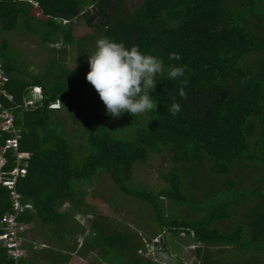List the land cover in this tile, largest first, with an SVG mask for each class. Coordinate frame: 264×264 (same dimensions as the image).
Segmentation results:
<instances>
[{
    "label": "trees",
    "instance_id": "obj_1",
    "mask_svg": "<svg viewBox=\"0 0 264 264\" xmlns=\"http://www.w3.org/2000/svg\"><path fill=\"white\" fill-rule=\"evenodd\" d=\"M80 16L92 35H75ZM0 29L38 35L46 48L59 44L64 53L76 45L92 54L97 39L106 36L163 61L149 92L157 108L124 113L120 128L113 119H99L106 111L99 97H87L94 88L86 80L90 69L83 53L72 65L55 55L34 72L7 39L0 41L8 76L2 86L7 95L0 97L15 116L18 150L28 153L19 163L18 152L3 151L13 132L2 128L0 117V233L3 216L14 212L15 190L22 204H32L18 219L39 221L58 235L60 249H44L52 261L70 260L81 236L79 254L94 253L90 264H159L138 252L144 247L140 234L89 206L87 190L105 173L122 194L149 205L162 232L187 233L202 244L195 264H264V1L142 0L131 7L127 0H0ZM174 52L180 60L169 58ZM181 65L187 66L186 100L178 95L183 78L168 77L170 66ZM35 85L42 96L25 105ZM172 97L181 105L175 116ZM54 102L59 107H51ZM68 106L74 111L62 115ZM88 108L76 145L65 118ZM165 153L173 162L162 173L167 188L135 185L136 165ZM18 164L26 172L9 187L2 179ZM81 212H90L87 225L75 220ZM232 221V227L225 225ZM26 242L27 254L18 259L0 242V264H35L27 255L39 251Z\"/></svg>",
    "mask_w": 264,
    "mask_h": 264
},
{
    "label": "rangeland",
    "instance_id": "obj_2",
    "mask_svg": "<svg viewBox=\"0 0 264 264\" xmlns=\"http://www.w3.org/2000/svg\"><path fill=\"white\" fill-rule=\"evenodd\" d=\"M129 6L135 7L141 3L142 0H127ZM264 1V0H262ZM74 33L77 37H82L85 35H92L94 31L86 23V21L80 16L75 20ZM7 39L10 44V49L18 53V57L25 59V61L30 63V69L34 72H42L50 59L56 58L66 61L68 64H73L77 59L78 55L82 53L88 58L91 55L90 51L85 50L80 53L77 46L68 47L67 53L62 52L61 48L59 50V44L49 46L46 48L43 44L42 38L38 35L30 36L27 32L23 30H3L0 29V41ZM85 73L86 71H82ZM88 72V71H87ZM86 72V73H87ZM85 73V74H86ZM80 85H88L87 82H80ZM84 87L82 89H84ZM88 98L95 99L99 97L98 93L93 89L89 94ZM58 105L52 106L57 108ZM63 106L60 103V107ZM63 108V107H62ZM67 110L72 113L74 111L73 106H68L62 115H66ZM90 109H86L79 116L73 118L71 115H67L65 118V127L67 130V135L71 137L74 144L78 145L81 140V133L77 130L82 122H87V115L90 113ZM105 112L99 113V119L104 117L113 119L107 115ZM116 127H122V118L113 119ZM74 148H77L74 145ZM0 162H2V157H0ZM171 154L165 153L163 155L152 154L151 157L145 163H138L135 167L134 180L133 183L138 187H148L152 190L166 189L167 182L162 177V173L167 172V170L172 166ZM211 176L213 174L211 173ZM87 190V202L90 207L94 210L104 214L110 220H112L116 225L129 229L140 234V238L144 243V247L140 248L138 252L141 255L147 256L154 263L159 264H180L183 261L187 264L197 263V257L195 255V249L198 245H202L189 236L187 233H181L180 235H173L171 231L167 229L164 232L157 226L155 221V216L152 209L148 204L137 200L131 196L122 194L119 189L113 185L112 180L107 174L102 173L99 175V179ZM86 198V197H85ZM167 205L173 204L165 199ZM68 209V203H66L62 210ZM92 213V211H90ZM90 212L87 214L85 212L78 213L75 216V220L80 225H87L89 220ZM236 215V214H235ZM238 215V214H237ZM234 222H229L225 224L226 226L232 227ZM26 234H24L25 246L27 240L30 242V247L34 250H38L39 253L34 252L29 249L28 257L33 258L35 264H90L94 259V253L84 254L86 256L80 255L78 246L83 241V238L79 236V245L74 247V254L72 258L68 261H52L46 255L48 251L44 250L54 248L60 249L58 243V235L54 233V229L50 226L43 225L39 221L32 222L28 225ZM53 237L51 238V236ZM67 236V235H66ZM69 241L72 245H75V239L69 237ZM50 240V241H47ZM29 246V245H28ZM44 252V253H43ZM81 252V251H80ZM27 254V253H26Z\"/></svg>",
    "mask_w": 264,
    "mask_h": 264
},
{
    "label": "clouds",
    "instance_id": "obj_3",
    "mask_svg": "<svg viewBox=\"0 0 264 264\" xmlns=\"http://www.w3.org/2000/svg\"><path fill=\"white\" fill-rule=\"evenodd\" d=\"M169 58L181 59L175 52ZM88 64L90 70L86 80L105 105V115L119 119L124 113L135 116L157 108L149 95L150 90H155L157 75L163 71V61L157 56L142 53L138 45L126 47L122 42L103 36L97 39L95 51L88 55ZM186 67L170 66L168 70L169 79L183 78L180 79L178 95L184 100L187 99L185 88L188 86ZM53 104L59 107L58 103ZM169 111L173 116L181 111L175 97H172Z\"/></svg>",
    "mask_w": 264,
    "mask_h": 264
},
{
    "label": "built area",
    "instance_id": "obj_4",
    "mask_svg": "<svg viewBox=\"0 0 264 264\" xmlns=\"http://www.w3.org/2000/svg\"><path fill=\"white\" fill-rule=\"evenodd\" d=\"M8 80L7 74L2 68L0 63V94H6L5 89L2 88L4 83ZM42 96V88L39 85H35L31 88L30 98L26 100L25 105L34 104L38 98ZM53 104L52 106H56ZM0 117H1V126L4 130L13 132V135L9 136L6 139V143L3 146V151L5 152L7 148H11L15 152H18V162H21V159L28 156L27 152H21L18 150L19 147V133L15 128V116L13 112L7 108L1 97H0ZM3 160V159H2ZM26 172L25 166L17 165L16 168L11 172V177L3 178V183L9 187H14L16 178L19 174H24ZM12 200L14 212L7 213L3 216L2 222L4 223L5 230L0 233V242L5 246L10 248L11 255L18 259L26 255L27 249L24 242V233L28 229V224L20 221L18 219V214L21 211H24L27 208H32L31 203L22 204L20 202V195L17 191H12Z\"/></svg>",
    "mask_w": 264,
    "mask_h": 264
}]
</instances>
